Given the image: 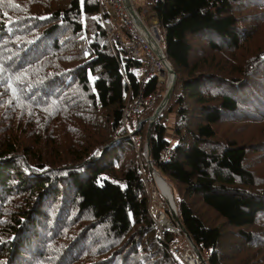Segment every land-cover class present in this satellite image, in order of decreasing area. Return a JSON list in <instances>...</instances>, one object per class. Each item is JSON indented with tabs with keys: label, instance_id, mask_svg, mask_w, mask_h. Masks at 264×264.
<instances>
[{
	"label": "trees",
	"instance_id": "obj_1",
	"mask_svg": "<svg viewBox=\"0 0 264 264\" xmlns=\"http://www.w3.org/2000/svg\"><path fill=\"white\" fill-rule=\"evenodd\" d=\"M145 6L175 75L147 140L164 84L119 125L137 76L96 0H0V264H182L146 161L206 264H264V0Z\"/></svg>",
	"mask_w": 264,
	"mask_h": 264
},
{
	"label": "built area",
	"instance_id": "obj_2",
	"mask_svg": "<svg viewBox=\"0 0 264 264\" xmlns=\"http://www.w3.org/2000/svg\"><path fill=\"white\" fill-rule=\"evenodd\" d=\"M140 1L141 3L136 6L134 5V0H130V3L138 20L143 24L144 28H142L132 18L125 7L123 0H96L101 27L112 48L122 75L123 72L121 66L124 63H127L132 67V69H134L137 76V92L132 96V98L126 101L123 107L119 122V125L122 126H125L128 118H131L135 114L142 111L143 108L151 104L153 95L144 94L145 81L150 77H155L156 82L159 83L160 80H164L161 79L159 75H167L164 70L163 63V59L166 57L164 55L163 48L160 45L161 36L157 29L156 16L153 14L155 20L145 22L143 17L146 13V0ZM151 1L154 2L156 0ZM138 9L140 10L137 11ZM158 49L160 50L161 58L157 56ZM142 63L145 64V67L143 68L141 67ZM171 152L172 150L169 146H164L161 152L162 157L167 158ZM155 192L156 191L153 188L149 191L148 211L150 212V215H155L157 212L156 222L158 227V236L162 239V233L164 231L181 234L177 225H174L170 219L165 216V213L161 211V207L159 208L155 204L150 205L149 199L156 200V202L160 204V201L156 199L157 194ZM164 216L171 222V228L164 226L163 222H161V218ZM167 245L171 253L182 264H206V261L201 253L202 259L198 257V249L196 246L185 237H183V242L181 244L172 241Z\"/></svg>",
	"mask_w": 264,
	"mask_h": 264
},
{
	"label": "water",
	"instance_id": "obj_3",
	"mask_svg": "<svg viewBox=\"0 0 264 264\" xmlns=\"http://www.w3.org/2000/svg\"><path fill=\"white\" fill-rule=\"evenodd\" d=\"M123 3L127 9V11L129 12V14L132 16V18L142 27L144 28L143 24L138 20L137 16H136V13L130 3V0H123ZM157 56L161 58V53H160V50L158 49L157 50ZM163 63H164V70L166 71L167 75H166V80H165V84H164V93L160 99V101L158 102V104L153 108L151 114L146 118V121H147V131H146V140H147V136H148V131L150 129V126H151V123L153 122V120L155 119V117L158 115V113L161 111V109L164 107L165 105V102L166 100L168 99L169 95H170V92H171V89H172V86H173V81H174V72L172 71V68L169 64V62L167 61V59H163ZM163 71V69H162ZM169 75V76H168ZM168 79H169V85H167V82H168ZM144 119L140 120L139 122L143 121ZM146 147V145H145ZM148 168H149V172L150 174L153 176V175H157L160 179L163 180V178L160 176V174L151 166V164L148 165ZM164 181V180H163ZM166 188H167V209H168V212H169V215L171 217V219L173 220L174 224L177 225V227L180 229L181 233L185 236L186 239H188L189 241L190 240V237L188 236V234L186 233V231L184 230V228L182 227V224L181 222L179 221L176 213H175V206H174V202L172 200V196H171V193H170V190H169V187L166 185ZM198 254V257L200 259L201 258V254L200 252L198 251L197 252Z\"/></svg>",
	"mask_w": 264,
	"mask_h": 264
},
{
	"label": "rangeland",
	"instance_id": "obj_4",
	"mask_svg": "<svg viewBox=\"0 0 264 264\" xmlns=\"http://www.w3.org/2000/svg\"><path fill=\"white\" fill-rule=\"evenodd\" d=\"M137 4H140V1H138V0H134V5L136 6ZM140 9H138L137 11H139ZM153 14L154 13H145L144 14V21L145 22H149V21H153V20H155L154 18V16H153ZM155 15V14H154ZM157 22V21H156ZM160 45L162 46V44H161V41H160ZM142 68L143 67H145V64L144 63H142V66H141ZM160 77H161V79H164V80H160L159 81V83H163V84H165V79H166V76H165V74H161V75H159ZM169 76V75H168ZM168 81H169V79H168ZM167 85H168V82H167ZM163 95V94H162ZM162 97V96H161ZM161 99V98H160ZM160 101V100H159ZM158 104V103H157ZM156 104V105H157ZM170 124H171V117L169 118V120H168V126H170ZM167 134L169 135V129L167 130ZM146 164H148L149 165V162H147L146 161ZM142 176H144V172L142 171ZM150 177H151V179H152V182H150L149 183V185L147 186L148 188H147V190H148V194H149V191L153 188L156 192V194H157V198L156 199H158L159 201H160V204H158L157 202H156V200H150L149 199V203H150V205H157V207H161V211L163 212V205L165 204H167V201H166V198L165 197H167L168 195H166L165 197L164 196H162V194H160V192H159V190L156 188V186H155V182H154V178H153V176L150 174ZM166 185L169 187V185L166 183ZM155 194V195H156ZM153 208V207H152ZM151 208V209H152ZM150 213V212H149ZM156 215H157V212L155 213V215L154 214H151V217L154 219V221H155V223H156V227H157V222H156ZM165 216H167L169 219H170V221L174 224V222H173V220L171 219V217H170V215H167L166 213H165ZM164 216V217H165ZM168 220V219H167ZM175 225V224H174ZM179 231H180V229H179ZM180 233H181V231H180ZM157 235H158V227H157ZM173 236H174V238L177 240H175V242H177L178 244H181L182 242H183V237H185L182 233L179 235V234H176V233H173ZM182 236V237H181ZM181 237V238H180Z\"/></svg>",
	"mask_w": 264,
	"mask_h": 264
},
{
	"label": "bare ground",
	"instance_id": "obj_5",
	"mask_svg": "<svg viewBox=\"0 0 264 264\" xmlns=\"http://www.w3.org/2000/svg\"><path fill=\"white\" fill-rule=\"evenodd\" d=\"M168 85H169V81H168ZM153 178H154V180H155V182H156L157 185H159V184L161 183V181H163V180L160 179L157 175L153 176ZM163 182H165V181H163ZM156 188H157V187H156ZM162 191H163V193H164L165 195L168 194V193H167V188H166V186L162 189ZM170 193H171V192H170ZM162 195H163V194H162ZM165 195H163V196L165 197ZM165 198H166V197H165ZM161 222H163L164 226H167L168 228H171V227H172L171 222H170L169 220H167L166 217H162V218H161Z\"/></svg>",
	"mask_w": 264,
	"mask_h": 264
},
{
	"label": "crops",
	"instance_id": "obj_6",
	"mask_svg": "<svg viewBox=\"0 0 264 264\" xmlns=\"http://www.w3.org/2000/svg\"><path fill=\"white\" fill-rule=\"evenodd\" d=\"M138 1H140V0H138ZM140 3H141V1H140Z\"/></svg>",
	"mask_w": 264,
	"mask_h": 264
}]
</instances>
